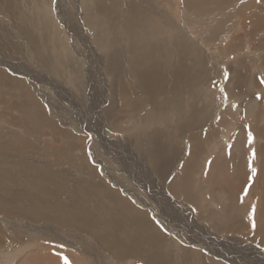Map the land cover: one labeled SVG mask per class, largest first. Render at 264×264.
<instances>
[{
	"label": "rangeland",
	"instance_id": "374dc122",
	"mask_svg": "<svg viewBox=\"0 0 264 264\" xmlns=\"http://www.w3.org/2000/svg\"><path fill=\"white\" fill-rule=\"evenodd\" d=\"M206 1L208 10L216 11L210 18L220 19L228 15L226 20H230L220 35L211 39L213 33L207 34V40H210L206 46H210L211 50L198 52L209 63L208 66L211 65L208 72L205 65L198 62V57L188 52L176 51L169 60L152 54L155 44H172L173 48L171 38L183 28L184 36L196 48L194 39L200 38L197 36L199 27L197 23L187 20L188 15L193 13L187 9L185 0H151L148 3L147 0H56L55 3L53 0H0V30L6 32L0 34V41L9 36V42L14 43L20 53L14 52L13 56L11 52L0 51V256L3 257V264H9L11 254L15 252L23 251L11 264H21L30 252L37 253L46 247L51 255L61 259L67 256L73 264H148L141 257L123 258L121 255L127 249L124 242L129 241L128 233H139L132 231H141L142 228L150 230V234L154 230L164 234L166 262L170 258L177 262L171 263L169 260L171 264H185L186 256L183 257L182 253L186 247L192 246L182 240L179 227L169 230L170 235L165 234L152 217L155 216L170 229L165 225L168 221L165 214L171 212L176 201L177 208L191 212L198 224L205 223V230L216 233L213 225L204 221L199 214L204 211L208 214L217 205L212 190L223 191V203L229 214L237 208V211L242 212V220L245 218L251 224L252 221H248V218L251 219V208L255 206L258 209L264 188L252 185V180L248 178L252 172L245 158L244 164L236 156L230 155L217 161L218 166L209 169L218 182L216 187H213V182L207 188L209 186L204 187L200 181H196L197 186L193 189L198 193L192 201L174 190L173 178H183L187 162L200 159L199 173L207 169L203 168V164L209 162L204 159L213 152L215 155L212 149L197 155L199 146L192 138L200 137L203 130L190 133L183 127V131L176 133L170 128L176 125V116L183 122L192 116L204 120L201 121L204 124L216 121V116H223V122L229 125L234 122L232 131L226 127L219 130L221 134L217 132L220 142L215 149L218 152L225 148L224 138L227 134H230L228 144L246 121L247 98L259 96L257 99L264 101V84L259 82L264 77V23L255 16L260 11L259 7H264V1ZM203 4L200 2L199 7ZM163 6L169 7L167 13L173 16V24L177 29L167 28L159 23L160 20L151 21L152 25L158 24L157 29L148 26L147 17L160 13ZM169 20L166 19V23H172ZM135 21H145L147 24L138 26ZM128 25L129 28L131 26L132 34L128 32ZM188 29L197 34L187 33ZM28 31L34 35H30L33 41L28 38ZM163 31H167V34ZM23 33H26V37ZM136 34L142 37L146 34L144 37L149 42L148 48L158 64L173 63L172 66L170 64L172 71L175 67L190 72L202 71L205 82L198 84L194 72L191 80L184 85L188 86L185 92H180L181 87L175 92L168 89L167 96L162 97L157 93L159 99L153 102L145 100L144 93L138 98L135 94L138 83L129 71L142 54L140 42L136 48ZM154 37L156 43L153 42ZM116 59L118 64L112 65L122 72L117 78L112 65L108 63ZM235 69L238 76H235ZM225 71L229 73L227 81L224 79ZM237 77L239 80H235ZM122 86L129 91L130 106L125 104L120 94L119 88ZM220 87H224L228 93V104H238V108L223 109ZM170 98L173 99L171 103L167 101ZM179 102L177 107H173ZM159 109L163 110L162 116ZM155 110H158L157 115ZM155 133L162 135L160 141L163 145L181 151L169 180L164 179V182L159 180L157 170H153L150 165L151 159L142 158L146 153L141 155L136 152L138 144L147 146ZM24 140L30 142V147L17 151L14 142ZM128 156L134 157L133 160L127 159ZM122 158L129 163L123 164ZM235 165L239 169L234 172ZM199 174L201 177L202 172ZM247 184L252 186L244 195ZM206 189L209 192L205 194ZM64 210L75 213L77 217L82 214L79 216L81 219H85L88 214L96 219L89 225L88 231L67 218L50 222L44 220L49 214L60 215ZM131 215L137 217L133 222L128 220ZM175 218L180 219L178 215ZM209 219L212 222V216ZM244 232L229 233L233 241L228 239L229 235L220 237L213 234L212 237L231 241V250L228 251L230 257L236 258V250L240 248V252L244 249L242 253L247 256L248 264H264V247L259 239H254L255 230L250 228ZM104 239H109V246ZM61 244L64 247L61 248ZM202 253L198 245L194 247L191 264H205L204 257L209 264L234 263L224 260L222 255L210 254L207 249ZM46 259L39 264H48V261L53 264L49 258ZM189 260L190 256L187 262Z\"/></svg>",
	"mask_w": 264,
	"mask_h": 264
},
{
	"label": "bare ground",
	"instance_id": "6f19581e",
	"mask_svg": "<svg viewBox=\"0 0 264 264\" xmlns=\"http://www.w3.org/2000/svg\"><path fill=\"white\" fill-rule=\"evenodd\" d=\"M149 1H151V0H147L146 3H148ZM199 1L201 3H204L200 7H199L200 2H198V0L197 1L196 0H185V5H186L187 9L190 12L193 13V14H190V16L188 15V19L187 20H189L191 22L193 21V23H197L198 24L197 27H199V30L197 32L198 33L197 36H200V38L197 37V39H196L194 37L195 38L194 39L195 44L197 45L196 48L192 47L194 45L193 42L189 41L184 36L185 32H183V29H184L183 28L182 30H178V31L175 30L178 34H176L175 36H173L171 38L173 40L172 42H174L173 48H172V44H170V46L166 45L164 43L155 44V46L153 48L154 52L152 51V54H158L163 59L169 60L170 56L176 51L180 52V53L181 52H184V53L188 52L190 55H193V54H194V56L196 55L198 57V62L200 64L205 65V67H206L205 70L208 72V70L211 69V67H209L211 65L208 66L209 63L206 62L204 57L202 56V54L198 53V52L204 51V50L205 51L211 50L210 46L209 47L206 46V44L209 42L208 40H210V39L207 40V38H208L207 34L213 33L212 35H210V38L211 37H215V35H220L223 32V30L226 29L225 27L228 25V22L230 20L229 19L226 20L228 15L220 17V19L219 18L215 19V18H212V17L210 18L209 16L213 15L216 11L210 12L208 10L209 8H207L208 3H207L206 0H199ZM168 8H169L168 6L166 8L163 6L161 8L162 10H160V13L152 14V15L147 17V19L149 21V25L148 26L151 29H153V27H155L157 29V26H158L157 23H156L157 25H152L153 22H151V21L157 22L158 20L161 21L159 23H162L166 27L168 26L167 28H171V29L175 28V25L173 24V20H174L173 16H171L169 13H167L168 12L167 11ZM205 8H206V12L207 13L205 12ZM259 10L260 11L255 16L258 19H261V23H264V7L263 8L259 7ZM149 11H151V10H149ZM199 12H202V13L199 14ZM193 15L195 16V18L193 17ZM206 17H209V18L207 19ZM169 18H170L169 21L172 22V23H166V19L168 20ZM175 19H176V16H175ZM134 20H136V19H134ZM211 20L213 22L210 25V21ZM135 22L137 23L138 26L139 25L146 26V24H147L145 21H144L145 23L143 21H135ZM199 23H202L203 25L199 24ZM129 25H128L127 29H128V32L132 34V31L130 30L131 26L129 28ZM179 26H182V25H179ZM161 27L163 28V26H161ZM166 27H164V28H166ZM175 29H177V28H175ZM208 30H212V31L210 32ZM19 31L22 32L21 30H19ZM10 32H11V30H10ZM186 32L187 33L188 32L189 33L192 32L194 35L196 33V31H191L190 29H188V31H186ZM163 33L167 34V31H163ZM181 33H182V35H181ZM0 34H6L5 30L4 31L0 30ZM25 34H24V36L26 37ZM28 34H29V36L30 35L34 36V35H32L31 31H28ZM31 36L28 37V38H30V40L33 41L34 38L31 37ZM144 36H146V34ZM144 36L142 37V36L136 34V38H137L136 48L139 46V42H140V44H141L140 48L142 49V54L135 60V62L133 63V65L129 69V71L131 73L130 75L133 78H135L137 83H138L137 84L138 88L135 91V94H137L138 98L140 97V95H142L144 93L145 96L144 95L143 96L146 97L145 100H147L149 102H153L154 100L159 99V96H157V93L160 94L162 97L165 96V95L167 96L169 94V93H167L168 89H170V91L174 90L173 92H175L176 90H178L181 87L180 92H183V91L185 92L186 89H187L186 87H188V86H184V85L185 84L187 85V83L191 80L190 77H191V75H194V72H195L194 78L195 77L197 78L198 84H201V83L205 82V79H204L205 75H204V73L202 71H192L191 70L193 72L192 73V72H190V70L189 71H187V70L185 71L183 69H180V67L179 68L175 67L174 68L175 70L172 71V69H170V64L172 66L173 63H167V64L163 65V64H158L156 61H154L153 57H152V54H151V51L148 48V45H149L148 43L149 42L146 41V37H144ZM8 37L9 36H7V38L5 40L0 41V51H2V52L5 51L6 53L11 52V53H13V56H14V52H16V54H18L19 52H17V51H19V50H17V47L15 48V44L14 43H10L9 42L10 39H8ZM158 37L160 38V36H158ZM1 38H2V36H0V40H2ZM159 40L163 41L162 39H159ZM4 41H7V43H4ZM153 42L154 43L157 42L156 37L153 38ZM112 45L113 44H111V46ZM203 45H205L206 47H202ZM199 46H200V48H199ZM234 47H236V46H234ZM6 49H7V51H6ZM8 49L10 51H8ZM214 54H215V52H214ZM151 61H152V63H151ZM108 63H110L111 65L112 64H118V61L116 59L115 61H108ZM176 63L178 65L177 59H176ZM243 65H244V63H243ZM11 67L14 68V66H11ZM112 68H113L112 69L113 74L114 75L116 74V78H117L122 72H121V70L117 69L116 65H112ZM239 74H240V72H239ZM236 75L238 76L237 69H235V76ZM237 79H238V77L235 80H237ZM240 81L242 83L241 79H240ZM243 83H244V81H243ZM253 85H254V83L251 85V87H253ZM195 87H197V86H195ZM119 90L121 92L120 94L122 95L125 104H127V105L131 104L132 105V103L130 102V94H129L128 89H126L125 86H122V87L119 88ZM151 96L154 97V98L152 99ZM245 96H247V95L244 94V97ZM241 97H243V96H241ZM240 99H238V100H240ZM167 101L171 103L173 101V99L170 98ZM143 102H145V101L143 100ZM178 104H180V102L175 104V106H173V107H177ZM245 105H246V107H245L246 108L245 109V111H246V117H245L246 121H244L240 125V127L238 126L239 130H238V132H236L237 134L234 137V139H232L231 142L229 141L230 143L227 144V142H228L227 139H229L230 134H227L226 138H224L225 135L223 136L224 141L226 142V146H225L224 149H219V151L217 150L218 152H216V149H215V148L218 147L217 146L219 144L218 142H220V140H219V138L217 136V132L221 134L222 132L219 131V130H221V128H226V127H230L231 129H228V128L227 129L232 131V129H234V126H235L234 122H232L230 125L228 123H224L223 121H224L225 118L223 116H221V119L219 121L216 120L214 122H209V123H206V124L201 123V121H204V120H200V119H198V118H196L194 116H192L189 119L187 118L186 120H188V121L183 122L182 119H179L178 116H176V121H175L176 125L170 127L176 133L183 131V127H186L189 130L190 133H192V131H198V130H201V129L203 130L202 135H200V137L192 138L195 141V144L198 143L197 146H199V149L196 151L197 155L201 154L203 151H208L210 149L215 150V155H214V152H213V154L210 155L209 157H207V159H204V161H206V162L208 161L209 163L204 165L205 163L203 162L204 163L203 164V168L207 167V169H204V171L202 170V171L199 172V173L202 172V176L201 177H200V174L197 173V170H199L198 166L201 165L200 164V159L196 158L191 163L187 162V164L185 165V170H184L185 174L182 175L183 178L181 176L182 179H180L179 176L174 177L175 179L173 178V181L175 180L174 183H173V184H175L174 190H176V192H178V193L183 194L184 198H186L187 200L192 201L194 199V197H196L195 195L198 193V191H195L193 189L195 186H197L195 184L196 181H200L201 184L204 187L209 186L207 188H210L212 185H213V187H216L218 182L216 183V179L214 178L215 175H212V172L209 169L213 170L215 168V166H218L219 162H217V161L221 160L224 156H227V155H230L231 157L236 156L239 161L243 162V164H244V160H247L246 162H247V164L249 166V169H251L252 167H255L257 169V175L255 176L254 181L252 180L251 183H253L252 184L253 186H261V187L264 188V101L260 102L257 98H252L251 97V98H247V101H246ZM171 110H172V108H171ZM261 110H262V112H261ZM157 111L158 110H155V115H157ZM164 111H165V109H164ZM110 113L111 114L113 113L112 109L110 110ZM159 113H160L161 116H162V114H164L162 109L160 110ZM172 114H173V112H172ZM206 117H208V116H206ZM158 118H159V115H158ZM165 119H167V118H165ZM201 119H203V118H201ZM196 120H198L200 122H197ZM173 122L174 121H172V123ZM166 123H168V122H166ZM198 123H200V124H198ZM192 125H194V126L192 127ZM249 125L251 126V133H252V136L254 138L251 143L249 142V139H248V131H249V129L246 127V126H249ZM238 127H236V128H238ZM175 132L173 133V135L175 134ZM153 135H154L153 136L154 138L152 136H150V138L152 137L151 138V142H150V139L148 138L149 142H148L147 146L143 147V145H141V144H138V147L135 146V147H137L136 152H138L140 154L143 153V152L146 153V156L142 157V158L145 159L147 157V158L151 159V162L149 161L151 163L150 165L153 166V170H157L158 175L157 174L156 175H157V177H159V180L164 182V179L166 181L169 180V176H171L172 170L176 167V164H177L176 161H177V158L179 157L181 151L178 150V148H173V146L170 147L168 145H163L162 142L160 141L162 135H160L159 133H155ZM180 135H182V134L180 133ZM163 138H165V137H163ZM19 143H22V145H19ZM19 143L16 142V141L14 142V146L16 147L15 149L17 151H23L24 148L26 149V148L30 147V145H31L30 142H28L27 140H24L23 142L19 141ZM225 149H227V150L225 151ZM138 150H141V151H138ZM212 150H210V151H212ZM253 150L256 153L255 158H253V156H252V151ZM120 154H122V153H120ZM126 158L127 159L130 158V159L133 160L134 157L128 156ZM181 160H182V158H181ZM123 162L126 163V164L129 163V162L124 161V159H123L122 163ZM129 166H130V164H129ZM229 166H230V164H229ZM122 169H124V168H122ZM238 169L239 168L236 165L233 168L234 172L237 171ZM177 172H179V171H177ZM10 173H12V172H10ZM13 173H14V171H13ZM175 174L176 173H174V175ZM197 174H199V175H197ZM32 178H33V176H32ZM42 178H44V176ZM248 178H249V176H248ZM176 179L177 180H181V181H176ZM31 182H32V180H31ZM212 182H213V184H212ZM171 185L172 184H170V187H171ZM171 189H172V187H171ZM207 191H208V189L205 190V194L207 193ZM211 192L213 194V195L211 194L212 197H213V200L217 201L216 204L218 205V207H217V205H215L214 209H211L210 211L207 210L208 214L207 213L205 214V211L204 212H200L199 214H200V217L202 219H204V221H206L207 223H211V225H213L212 227H214L217 230L216 233L214 231L210 232L209 230H205V226H206L205 223H203L202 225L198 224L196 222L195 218H194L195 215L191 214V212H184V211L180 210L179 208H177V202L176 201H174V203H173L174 207H173L172 210H170L171 211V212H169L170 214L169 213L165 214L168 217V221H166V224H165L166 226H168L170 228L168 230H170V231L171 230H176L175 228L179 227V231L181 232L180 236L182 237V240L185 241L186 244H189L190 246H192L191 248L186 247V249H184L185 250L184 253H182L183 257L186 256V260H185L186 263L185 264H191V262H193L191 260V253L193 252L194 247H197V245H198L201 253L202 252L205 253V249H207V250H209L210 254H216V255L219 254V255H222L221 257H223L224 260H228L229 262H233L234 261L233 264H248L249 261H248L247 256H244L245 254L242 253L244 251V249H243L242 252H240V248H237V250H236V258L235 257H230L228 255V251L231 250V247H230L231 246V241H233V240H231L232 238L229 235V233L232 232V234H233L236 231H240L243 234L244 230L247 231L248 229L251 228L252 222L249 225V223L246 222L247 220L245 218H244V221H243L242 220V218H243L242 217V212L240 213L239 211H237V208L232 209L233 212L229 214L228 210L225 209L226 205L223 203V198H222L223 195H224L223 191H221V190H212ZM47 193H49V192H47ZM263 194H264V189H263ZM55 196H57V195H55ZM209 196H210V194H209ZM227 199H229V198H227ZM261 200L262 201H259L258 209H256V212H257L256 214L257 215L255 217H256V223L257 222L258 223H257V228L255 229V233H254L255 238L254 239L255 240L259 239L258 241H260L261 245L264 247V195H263V198ZM221 201H222V204H221ZM219 204H221V206L223 208L222 207L220 208ZM202 206H205V205H202ZM209 206H212V205H209ZM232 206H233V204H232ZM173 210H175L174 211L175 213L173 212ZM81 215H78V217H77L75 213H71V211H68V210H66V212H65V210H64L60 215H59V213H51V214L48 215V218H45L44 220L45 221L47 220V221L50 222L52 220L57 221L59 218H67L69 221H72V222L75 221L76 223H79L81 225V227H83V229L85 231H88L89 228H90L89 225H91V223H94L96 218H94V216L92 214H88L89 216L86 215L85 219L84 218L81 219L79 217ZM176 215H178V217L180 218L179 220H175L176 219L175 218ZM228 215H231V216L227 217ZM131 216L132 217L129 218L128 220L130 222H133L134 219H136L137 217H135V215H131ZM210 216H212V222L209 219ZM160 218H161V216H160ZM139 221H141V219H139ZM248 221H252V220L250 218H248ZM259 222H260V224H259ZM56 223H58V222H56ZM168 223L171 224V226H169ZM146 224H148V223H146ZM60 225H63V224H60ZM104 227H106V226H104ZM148 227H149V225H148ZM91 229H90V231H91ZM149 231L150 230H143V228H142L141 231H138V230L137 231H132V232H139V233H135V234L131 235L130 234L131 232H129L128 233L130 235L129 241H128V243L124 242V245L127 247V249L125 250V252H123V254H121L122 257L123 258L124 257L130 258L131 256L132 257L134 256V258L136 256H137V258L141 257V259H143L146 262H148V264H171L173 262H176L174 260L172 261L170 258H169V260L172 261L171 263L169 262L168 259H167L168 260L167 262H166V260H164L166 258V256H167L166 253H165L166 247H164L165 243H166V240L163 237L164 234L161 235L162 233L158 232L157 230L156 231L154 230L153 233L150 234L151 232H149ZM173 232H175V231H173ZM173 232H171V233L173 234ZM246 233H248V232H246ZM213 234H215L216 236H220V237L221 236L224 237L225 235H229L228 239L231 240V241H227V240L221 241L222 239L221 240L220 239L216 240L215 237L214 238L212 237ZM244 234H245V232H244ZM249 234H250V232H249ZM109 239H108V241H106L107 239L106 240L104 239L106 241L107 245L110 244ZM126 240H127V238H126ZM131 241H132V243L130 244ZM169 241H170V239H169ZM28 246L29 245H27V247ZM168 250L171 251L170 249H168ZM22 252L23 251L21 250L18 253L15 252V253L11 254V259L9 260V264L13 263L14 260ZM53 255L54 254L51 255V251L49 253V248L47 249V247H46V249L43 248V249L38 250L37 253L30 252L28 255H26V257L23 259L21 264H39V262H42L43 260L47 261L46 258H49V260L52 261L51 263H53V264H64L63 259H61L59 257H56V255H54V256ZM188 256H190V260L187 262ZM50 257H52L53 259H50ZM202 257H204V256H202ZM260 258H262V257H260ZM172 259H173V257H172ZM2 260H3V257L0 256V264H3ZM244 260H247V261H244ZM203 262L205 264H209V262L206 260V257L203 258ZM47 263L50 264L49 261ZM71 264H73V263H71Z\"/></svg>",
	"mask_w": 264,
	"mask_h": 264
},
{
	"label": "snow or ice",
	"instance_id": "6c2138e0",
	"mask_svg": "<svg viewBox=\"0 0 264 264\" xmlns=\"http://www.w3.org/2000/svg\"><path fill=\"white\" fill-rule=\"evenodd\" d=\"M53 2L55 3L56 0H53ZM258 2H259V0H258ZM224 79L226 81L229 79V73L226 72V71L224 72ZM259 82L261 84H264V77H261L259 79ZM213 87H215V82H213ZM219 91H220L221 95L223 96V100L221 102V106L223 107L224 110H227L229 107H232L233 109L239 107L238 104H232V105L228 104L229 97H228V93H227V91H226V89L224 87H220ZM257 98H260V97L258 96ZM220 119H221L220 116H216V120L217 121H219ZM246 127L249 129V131H248V139H249V142L251 143L253 141V139H254L253 136H252V133H251V126L249 125V126H246ZM88 154L91 155V150L90 149H88ZM255 155H256V153L253 150L252 151L253 158H255ZM251 172H252V175L249 177V179L254 181L255 176L257 175V169L255 167H252L251 168ZM251 186H252L251 184H247L246 185V190L244 192V195H247V189L251 188ZM255 216H256V208H255V206H252V208H251V219H252L251 228L253 230H255L257 228V223H256ZM152 219L155 221L156 225L161 229V231H163L165 234H169L170 235L169 230L160 222V220H158L155 216L152 217ZM60 247L62 248V247H64V245L61 244ZM62 259H63L64 264H71V262L69 261L67 256L62 257Z\"/></svg>",
	"mask_w": 264,
	"mask_h": 264
}]
</instances>
